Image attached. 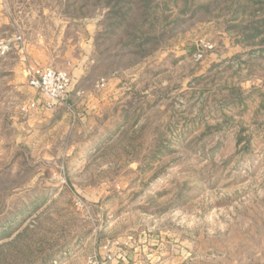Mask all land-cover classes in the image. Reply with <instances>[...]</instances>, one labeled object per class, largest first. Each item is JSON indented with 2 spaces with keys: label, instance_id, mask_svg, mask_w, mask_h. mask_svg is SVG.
Wrapping results in <instances>:
<instances>
[{
  "label": "rangeland",
  "instance_id": "obj_1",
  "mask_svg": "<svg viewBox=\"0 0 264 264\" xmlns=\"http://www.w3.org/2000/svg\"><path fill=\"white\" fill-rule=\"evenodd\" d=\"M0 264H264V0H0ZM68 72L53 110L30 67Z\"/></svg>",
  "mask_w": 264,
  "mask_h": 264
},
{
  "label": "built area",
  "instance_id": "obj_2",
  "mask_svg": "<svg viewBox=\"0 0 264 264\" xmlns=\"http://www.w3.org/2000/svg\"><path fill=\"white\" fill-rule=\"evenodd\" d=\"M23 50L21 36H12L0 40V58L6 56L13 48ZM28 84L36 89L39 102L32 103V107L41 110H53L63 102V96L70 84L67 71L51 66L30 67ZM134 240L128 237L125 241L119 239L106 240L100 247L101 251L90 256L84 264H128L127 249L132 247Z\"/></svg>",
  "mask_w": 264,
  "mask_h": 264
}]
</instances>
